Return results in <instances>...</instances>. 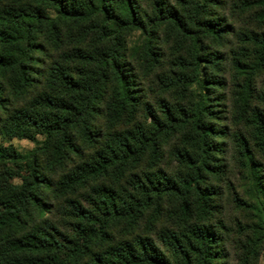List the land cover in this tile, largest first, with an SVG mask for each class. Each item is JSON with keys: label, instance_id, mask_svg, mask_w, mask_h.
Instances as JSON below:
<instances>
[{"label": "trees", "instance_id": "1", "mask_svg": "<svg viewBox=\"0 0 264 264\" xmlns=\"http://www.w3.org/2000/svg\"><path fill=\"white\" fill-rule=\"evenodd\" d=\"M19 1L27 5L0 12V110L7 111L0 126L10 138L44 140L25 156L0 148V182L9 183H0V264H220L221 239L210 221L225 135L212 124L217 111L204 92L223 83L202 78L203 64L219 72L220 57L199 39L225 40L229 27L210 19L220 0H178V7L168 0ZM162 27L192 39L162 87L181 97L193 86L201 93L186 107L163 102L157 113L140 95L127 53L139 32L140 67L155 72ZM249 40L256 60L233 62L244 77L237 106L264 152V111L252 108L264 37ZM6 90L17 99L36 93L29 106L10 110ZM174 139L188 147L172 151L179 170L171 174L165 150ZM236 142L260 198L252 147L245 137ZM15 178L19 185L10 183Z\"/></svg>", "mask_w": 264, "mask_h": 264}, {"label": "rangeland", "instance_id": "2", "mask_svg": "<svg viewBox=\"0 0 264 264\" xmlns=\"http://www.w3.org/2000/svg\"><path fill=\"white\" fill-rule=\"evenodd\" d=\"M256 1L254 8L246 9L242 0H220L217 6L209 8L210 19H216L224 26H228L224 41L206 40L202 35L199 36L200 44L206 48V52L220 57L219 72L208 71L203 64L202 78L208 75L220 80L223 84L208 93L214 99L213 110L217 111L212 120V124L220 127L224 132V140L218 139L225 145V153L220 157L225 167L222 178L215 180L213 185L219 193L216 200V210L211 218L210 224L215 226L221 241L217 252L222 258L220 264H264V196L255 199L253 197V179L248 170L244 167V158L236 139L245 137L252 147V156L259 164V177L264 186V152L259 150L253 140V127L250 122L240 118L237 106V94L240 93V86L243 84L244 77L234 69L233 62L240 59L243 63L252 65L255 59V47L250 43L249 37L252 34L264 37V0ZM171 5L178 7V0H168ZM19 0L0 1V12L12 8L24 7ZM258 7V8H256ZM53 15V12H50ZM142 37L139 32L132 33L128 38L129 50L127 61L137 68L140 95L145 103L153 107L160 113V106L163 102L169 105L189 106L199 99L200 88L193 86L190 92L184 97L178 96L175 90L167 91L160 83L165 76L174 78L172 71L175 59L178 56L187 58L188 52L192 47V39H187L162 27L158 31L157 52L161 54V65L155 72H142L140 61L136 56V49L141 44ZM205 67V68H204ZM208 73V74H205ZM35 92L24 98L17 99L6 90L4 97L8 109L25 108L29 106L35 96ZM264 93V70L256 77L254 87L253 109L264 111L262 95ZM7 111L0 110V118L6 117ZM145 118H142L144 121ZM37 142L27 139L10 138L6 136L0 126V148H13L22 156L28 155L39 145L44 138L37 136ZM177 147L183 149L188 147L182 139H174L165 150L166 169L171 174H176L179 170L172 157V151ZM15 171L23 173L22 167H14ZM50 177L57 178L56 175ZM2 187H8V182L1 180ZM10 183L19 185L20 178H15ZM260 210V212H259ZM59 216L57 211L52 216ZM261 216V220H260ZM59 219V218H58ZM170 257V253L165 251Z\"/></svg>", "mask_w": 264, "mask_h": 264}]
</instances>
